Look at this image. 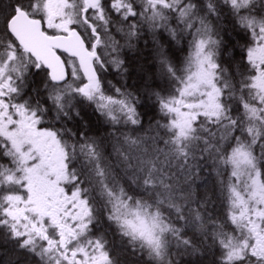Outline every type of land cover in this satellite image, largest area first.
Here are the masks:
<instances>
[{
	"label": "snow or ice",
	"instance_id": "1",
	"mask_svg": "<svg viewBox=\"0 0 264 264\" xmlns=\"http://www.w3.org/2000/svg\"><path fill=\"white\" fill-rule=\"evenodd\" d=\"M9 245V264H264V0H0Z\"/></svg>",
	"mask_w": 264,
	"mask_h": 264
},
{
	"label": "trees",
	"instance_id": "2",
	"mask_svg": "<svg viewBox=\"0 0 264 264\" xmlns=\"http://www.w3.org/2000/svg\"><path fill=\"white\" fill-rule=\"evenodd\" d=\"M121 35L116 34L115 35V39L117 40ZM143 50V55L144 57H148V51L146 49H144V47H140ZM124 53L127 54V66L129 68V74L126 77L125 80H120V77L118 76H114L113 73L111 71L108 72V74L106 75V79L108 80H112L113 83H116L117 80H120L121 83H125L128 86H132V85H136L137 87H139L142 84V80H141V76H140V72H139V65L144 63V59L141 57H137L134 56L133 54H131L129 51H125ZM153 71H155V69H153ZM160 83H163V81H160ZM119 86V84L117 85ZM88 111L87 110L83 113L85 119H88ZM149 115H151V113H149ZM197 184H200V181H197ZM201 195H203V189L201 188ZM213 214H216L215 212ZM105 227H107L105 225ZM190 234V233H189ZM109 239L112 240L113 237L111 236V234H109ZM115 243L118 245L119 244V238H115ZM117 251H119V248L117 247ZM15 259V254L11 251V246H7V247H0V264H9L10 260H14ZM129 260V264H133L135 258H126ZM187 259V257L185 258ZM211 255L209 254L206 258H205V264H210L211 262Z\"/></svg>",
	"mask_w": 264,
	"mask_h": 264
},
{
	"label": "rangeland",
	"instance_id": "3",
	"mask_svg": "<svg viewBox=\"0 0 264 264\" xmlns=\"http://www.w3.org/2000/svg\"><path fill=\"white\" fill-rule=\"evenodd\" d=\"M117 41L121 44V45H123V44H125V39L124 38H122V36H120L118 39H117ZM144 47V40H140L139 41V47ZM125 51H129L127 48H124V49H122V52H125ZM131 53V52H130ZM132 54V53H131Z\"/></svg>",
	"mask_w": 264,
	"mask_h": 264
}]
</instances>
